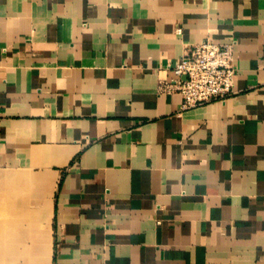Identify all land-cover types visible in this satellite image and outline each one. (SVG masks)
I'll return each mask as SVG.
<instances>
[{"label":"crops","instance_id":"1","mask_svg":"<svg viewBox=\"0 0 264 264\" xmlns=\"http://www.w3.org/2000/svg\"><path fill=\"white\" fill-rule=\"evenodd\" d=\"M205 40L234 93L183 109ZM0 220V264H264V0H0Z\"/></svg>","mask_w":264,"mask_h":264},{"label":"built area","instance_id":"2","mask_svg":"<svg viewBox=\"0 0 264 264\" xmlns=\"http://www.w3.org/2000/svg\"><path fill=\"white\" fill-rule=\"evenodd\" d=\"M169 68L171 77L160 79L158 89L165 93H179L183 109L224 100L234 93V42L202 41Z\"/></svg>","mask_w":264,"mask_h":264},{"label":"rangeland","instance_id":"3","mask_svg":"<svg viewBox=\"0 0 264 264\" xmlns=\"http://www.w3.org/2000/svg\"><path fill=\"white\" fill-rule=\"evenodd\" d=\"M3 207H4V205H3ZM4 211H5V210H4ZM4 211H3V212H4ZM4 218H5V216H3V220H4ZM3 220H0V221H3ZM4 221H5V220H4ZM43 237H44V238H43L42 243H40L39 245H37V246L40 247L41 249L43 248L44 245L47 244V240H46V238L48 239V236L45 235V234H44ZM40 253L43 254L42 250H39V254H40ZM41 254H40V255H41ZM41 258H42V256H41Z\"/></svg>","mask_w":264,"mask_h":264},{"label":"bare ground","instance_id":"4","mask_svg":"<svg viewBox=\"0 0 264 264\" xmlns=\"http://www.w3.org/2000/svg\"><path fill=\"white\" fill-rule=\"evenodd\" d=\"M44 234L48 236L47 231H45ZM46 240H47V238H46ZM36 248H37V250L35 251V252H36V255H37L39 258H41L42 254H41V253H40L41 255L39 254V250H41V248L38 247V246H37Z\"/></svg>","mask_w":264,"mask_h":264}]
</instances>
